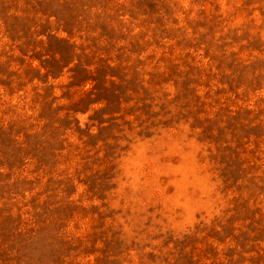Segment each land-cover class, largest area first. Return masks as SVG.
<instances>
[{"label":"rangeland","instance_id":"374dc122","mask_svg":"<svg viewBox=\"0 0 264 264\" xmlns=\"http://www.w3.org/2000/svg\"><path fill=\"white\" fill-rule=\"evenodd\" d=\"M0 264H264V0H0Z\"/></svg>","mask_w":264,"mask_h":264}]
</instances>
